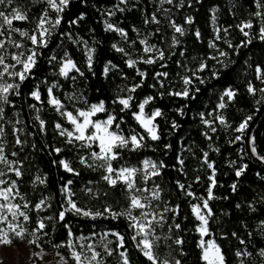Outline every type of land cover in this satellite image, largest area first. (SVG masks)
Segmentation results:
<instances>
[{
	"label": "trees",
	"instance_id": "1",
	"mask_svg": "<svg viewBox=\"0 0 264 264\" xmlns=\"http://www.w3.org/2000/svg\"><path fill=\"white\" fill-rule=\"evenodd\" d=\"M179 5L180 0H173L171 4L166 0H71L60 14L63 17L61 24L47 37L46 47L32 45L18 32L9 36L5 31L0 37L9 53L21 51L9 44V39L21 42L25 54L33 49L37 53L36 66L25 81L20 82L7 74L3 77V81L20 83V87L16 90L18 95L10 91V102L0 105L4 108L3 119H0L4 134L0 136V142L8 159L17 162L11 167H20L23 173L18 177L14 171H9V166L0 164V171L6 173L0 179L16 182L14 195L15 192L19 194L12 203L27 204L22 209L30 217L29 221L23 222L25 227L35 229L40 219L46 224V228L37 233L41 237L39 244L30 245L34 253L40 250L60 253L69 263L76 264L71 258L68 242H73L78 251L81 245L86 250L88 244H95L103 264H119L118 252L123 249H117L118 241L114 235L119 232L125 237L124 247L131 264H151L131 240L133 231L125 217L113 219L105 213L92 218L70 211L65 213L63 220L59 218V213L68 207L62 188L69 180L72 184L68 187L74 193L72 199L77 206L92 212H103L109 205L113 210L121 211L128 207L129 201L122 182L111 186L102 179L106 174L103 169H91L80 163L81 156L91 163L90 151H99L97 146L81 148L80 142L69 144L67 137L59 134L62 129L72 131L74 126L49 102L48 89L51 88L52 96L64 105L61 111L76 114V109L87 107L83 100L89 105L104 101L108 111L98 113L95 119H106L109 113L113 114L120 128L117 130L113 126L112 130L125 136L134 133L144 136V147L135 151L120 150V158L113 161L114 168H143L145 159L165 165L159 169V175L146 182L141 173L136 176L140 188L159 186L160 198L152 202L153 208L158 205L160 211L164 207L170 209L165 213L166 222L156 232L161 236L156 248L161 260L174 257L181 264H206L199 246L198 225L201 222L193 213L192 205L208 199L210 177L214 176L207 239L214 240L220 247L225 264H240L241 259L244 264H264V257L259 255V250L264 249V225L261 224L264 222V161L251 151L254 144L257 153L264 155V99L259 91L255 94L248 91L249 83L256 89L264 88V82L257 79L256 73L257 67L264 70V40L260 39V28L264 26V0H184L183 7ZM12 7L20 8L28 16L25 21H14L13 27L30 34L36 29L41 14L48 9L45 0H13L11 5H0V11L7 13ZM109 12L113 14L108 15ZM257 12L261 15L257 16ZM48 14L52 20L57 15L51 9ZM81 14L83 19L78 23H69ZM153 14L158 23L153 22ZM188 17L192 18L191 24L186 23ZM170 21L182 25L184 34L176 33ZM249 21L252 27L244 29L249 33L246 37L240 29ZM107 23L114 28L107 29ZM117 27L125 31L126 37L115 31ZM173 36L177 40L175 44ZM213 43L215 47H210ZM152 46L164 52L163 60L156 51H144L145 47ZM120 48L124 51L117 50ZM89 49L93 50L91 66L88 64ZM220 51L228 55L220 56ZM149 58L154 63H145ZM66 59H71L76 67L65 76L60 69ZM128 60L135 64L129 66ZM6 63L15 62L9 55ZM201 63L207 67L201 70ZM20 67L17 65L10 71L20 70ZM214 72L217 73L215 77ZM162 73L167 75H158ZM184 77H191L192 83L184 85ZM137 84L141 86L134 92L128 91ZM185 88L189 91L188 97L170 94ZM229 88L236 92L235 98L225 96L221 100ZM33 91H39V100L31 96ZM129 95L132 97L129 108L122 111L121 104L113 103L118 97ZM148 97L154 99L145 105L146 115L150 116L157 109L162 113L155 118L160 137L155 141L133 115L139 112V104ZM220 103L225 107L220 108ZM249 116L252 119L244 132L235 131ZM220 117L225 123L220 122ZM40 120L45 122L43 127ZM57 124L61 125L60 129ZM17 136L23 143H16ZM237 136L242 138L236 140ZM55 148L62 151L56 153ZM13 152L17 155L13 156ZM204 153H207V161ZM61 160L69 162L79 175L67 172L59 163ZM242 165L247 168L237 177L236 170ZM37 176L45 179V183L36 181ZM234 183L235 191L232 189ZM180 184L185 186L184 189L179 187ZM86 188H91L92 194L87 193ZM41 199L46 203L37 210L35 205ZM133 214L138 215L139 210H134ZM175 224H179L180 229L177 230ZM169 225H173L171 232ZM45 232L47 235H43ZM105 233H108L107 240L112 242L110 247L116 249L111 256L98 243ZM164 236L172 239L165 241ZM176 238L182 239L183 244L176 245L173 242ZM25 243L27 240H14L12 245ZM58 244L63 246H53ZM238 250L252 255L237 257ZM31 261L56 264L55 261L45 263L38 256H33Z\"/></svg>",
	"mask_w": 264,
	"mask_h": 264
},
{
	"label": "snow or ice",
	"instance_id": "2",
	"mask_svg": "<svg viewBox=\"0 0 264 264\" xmlns=\"http://www.w3.org/2000/svg\"><path fill=\"white\" fill-rule=\"evenodd\" d=\"M48 5V9L54 10L57 14L55 19L52 20L49 17L48 9H45L44 12L41 14L37 21L36 29L30 34L27 30H21L19 28L13 27L14 21H25L28 19V16L25 12H23L20 8L12 7L9 12L0 11V37H3L5 31H8L9 36L12 32H18L22 37H26L32 45L37 46H47L48 40L47 37L51 34L52 29L56 28L61 24L63 17L60 15L65 11V9L69 6L71 0H45ZM126 2V0H123ZM167 3H173V0H166ZM184 0H180V5L183 7ZM7 3L11 5L13 0H0V5H4ZM167 11V10H166ZM215 11V9H213ZM112 12H109L108 15H112ZM257 16H260L261 13L257 12ZM79 19H83V14L75 20L69 21L70 24L78 23ZM153 22L158 23L159 21L156 20L155 14H153ZM215 19V17H213ZM147 22V21H146ZM171 26L174 28L176 33L181 35L184 34L185 28L182 25L175 24L174 21H170ZM186 23L191 24L192 18L188 17L186 19ZM46 25H51V27H46ZM107 29L111 30L114 28V25L111 23L106 24ZM251 22H247L243 24L241 27V31L243 32L244 36H248L249 33L244 31L245 28H251ZM115 31L119 32L122 36L126 37V33L121 28H115ZM224 31H227L225 29ZM38 33V35H37ZM199 36V32L196 33ZM219 39V37H217ZM260 39L264 40V26L260 28ZM144 43V41H141ZM177 42L176 37L173 36V43ZM251 41L249 40L248 43ZM9 44H11L16 49H21V51L9 53L5 48V43L3 39H0V66H2V70H0V105L4 103H9V93L14 92L15 94H19L18 90L20 87V83H11L7 81H3V77L7 74L9 77L18 78L20 82L25 81L29 74L31 73L32 69L36 66V51L30 50L28 54H25L23 50V44L21 42H17L15 40L9 39ZM231 46V45H230ZM113 47H116L113 45ZM210 47H215V44H210ZM118 51L123 52L124 49L120 48L117 49ZM92 51L91 49L88 50V64L91 66L92 63ZM145 52H152L156 51L158 53L159 59H164V52L160 49H156L155 46L152 47H145ZM11 56V60L15 63H6L8 56ZM220 56H227L226 52L220 51ZM216 59V57H213ZM145 63L151 64L154 63L152 58H149L145 61ZM221 63L222 66L227 67V65H223L222 61H218ZM135 64V61L128 60V65L132 66ZM17 65H20V70L10 71V69H16ZM76 65L73 63L71 59H66L63 66L60 69V72L63 75H67L68 71L72 68H75ZM207 67L205 63L200 64V69H204ZM79 71V69H77ZM108 71V68H105V72ZM257 79H260L264 82V70L260 67L256 68ZM144 73H141L143 76ZM158 75L166 76L167 73H162ZM217 75L216 72L213 73L215 77ZM203 83V81H201ZM184 85H189L192 83L191 77H184L183 78ZM140 84L129 88V92H134L136 88L140 87ZM199 91V89H196ZM248 91L251 94H255L259 91L262 94V99H264V88L256 89L254 86L249 83L248 84ZM49 96H50V103L54 105L57 111H60V114L66 116V118L70 121V123L74 126V131H68L67 129H62L60 131L61 136L67 137V142L69 144L73 143L74 141L80 142L81 148L92 149L93 145L97 146L99 151L92 150L90 151V159L91 163L88 162V158L81 156L80 163L82 165L87 166L88 168L95 169L100 168L105 171V175L102 176V179L108 182L111 186H116L118 182H122L125 186V190L127 192V199L129 201L128 207L121 211H115L109 205L106 206L104 211H96L92 212L91 209L81 208L77 206V203L72 199L74 193H72L71 189L68 185L72 184V181H67L66 185L62 188V191L66 193L67 196V204L68 207L59 213V218L61 220L64 219L65 213L74 211L77 214H81L83 216H88L92 218L100 217L107 213L111 218L118 219L120 217H125L129 221V228L132 229L133 235L131 236V240L135 242V247L140 250L144 257L147 258L151 264H181L180 260L175 259L174 257L171 259L165 258L161 260L159 255L156 252V248L158 246L159 241L161 240V236L157 235V228L163 226L166 222L165 213L170 211L168 207H164L162 211L158 210L159 206L157 205L156 208H153L152 202L154 200H159L160 192L159 186H155L152 189L148 188H140L136 184V176L138 173L142 174V180L147 181L150 177H155L160 174L159 169L165 167L163 162L157 164L156 162L149 161L145 159L143 161V168H137L132 166H120L119 168L113 167V161H116L120 158V150L122 149H129L131 151L138 150L145 145L142 143L144 140L143 135L139 134H131L129 136H125L122 132L117 131L120 128V124L117 123V118L113 114H108L106 119H93L98 113H106L108 110L105 106L104 101H100L98 103L88 104L87 100H83L84 104L87 105L86 108H80L75 110V115L72 111H61L64 107L61 101L56 99L52 96V89H48ZM174 94L176 96H183L188 97L189 91L185 88L183 91H178ZM236 92L229 88L227 89L223 95L221 96V100L224 97H228L229 99H234ZM31 96L34 97L36 100L40 99L39 91L31 92ZM80 99H83L82 97ZM153 97L146 98L142 103L139 104V112L134 113L133 115L139 121V123L146 129L150 138L155 141L158 140L160 137L157 134V125L154 124V120L156 117L162 115L161 111L157 109L154 111L150 116H146L144 109L145 105H147ZM132 100L131 95L127 96L126 98L118 97L117 101H113V103L118 102L121 104L122 111L130 107V101ZM259 103V101H257ZM220 108H224L225 104L220 103ZM4 108L0 106V119H3ZM82 118V119H81ZM39 120V117H37ZM252 119L251 116L245 118L239 126L235 129V131L243 133L244 130L247 128L248 122ZM220 122L223 124L225 120L223 117H220ZM44 121L40 120V125L43 127ZM205 123H208L205 121ZM113 126L115 129L112 130ZM56 127L58 129L61 128V125L57 124ZM173 127H175V122H173ZM215 131V128L212 129ZM4 134V127L0 125V136ZM242 137L237 136L235 139L240 140ZM16 143L21 144L23 143L20 138L17 136ZM251 143V141H250ZM166 147H170L167 145ZM54 151L59 153L62 151L60 148H55ZM251 151L253 154L258 156L260 161H264V155H259L257 153L256 147L252 146ZM13 156H16L17 153L13 152ZM205 161H207V153H204ZM16 161L9 160L8 157L5 155L4 147L2 146V142H0V164L9 166V171H14L16 176H22V172L20 167H11V165L16 164ZM61 166L69 173H73L75 175H79L78 172L70 165L69 162L65 160H61L59 162ZM180 163L183 164V160H180ZM212 167L211 164L208 165ZM247 165H242L240 168L236 170V176L240 177L244 171L246 170ZM6 173L0 171V177L5 176ZM199 179V178H197ZM36 181L43 184L45 183V179L37 176ZM9 184L8 187H0V247H7L13 244L14 240L25 241L29 245L39 244V240L41 237L37 235V233L42 232L46 228V224L44 219H40L37 221V227L35 229L29 230L27 227L24 226L23 222H27L30 220L28 214L23 211V208L27 207V204H20V203H12V200L15 199V195H18V192L14 190L16 187L15 181H6L4 179H0V185ZM215 186V179L214 176L210 177V187L208 189V199H203L202 205L201 204H194L192 205V211L195 214L196 218L201 222L198 225V231L201 233L202 236H206L209 234L208 223L209 217L212 215V210L209 207V199L213 198L212 194V187ZM179 187L184 189V185L180 184ZM233 191L236 190V184L232 185ZM85 191L89 194H92L91 188H86ZM191 195V193H189ZM21 199H23L21 197ZM46 203V200L41 199L39 203L35 205L37 210H40ZM178 207V206H177ZM134 210H139L138 215H134ZM172 211L175 212L173 209ZM11 216V219L9 218ZM22 218V219H21ZM48 220H51L52 217H47ZM264 225V222H261ZM173 225H169V232H171ZM174 227L178 230L180 229L179 224H175ZM43 235H47V233H43ZM108 233H105L101 236L99 246L103 248L104 252L111 256L113 255L116 249L110 247L111 241L107 240ZM117 238V249H123V251H119L118 255L120 257L119 264H131V261L128 256L127 249L124 247L125 237L121 235L119 232L114 233ZM235 236L236 234L233 233ZM163 239L165 241L172 239L171 236H164ZM176 245L183 244V240L180 238H176L173 241ZM241 243H244L242 240ZM54 247H62L63 245H53ZM202 249V259L206 262V264H225V257L222 253L220 247L215 243L214 240H208L207 242L201 239L200 245ZM67 247L72 249L70 255L71 258L76 262V264H103V260L101 258V253L96 251L95 244H88L86 246V250L84 245H81V250H76V245L69 241ZM33 256H39L41 259L43 258L42 253H33ZM59 255V253H57ZM252 254L247 251H237V257H244V256H251ZM259 255L264 257V249L259 250ZM0 264H3V260L0 259ZM59 264H67V259L61 257V261ZM240 264H244L243 259H241Z\"/></svg>",
	"mask_w": 264,
	"mask_h": 264
},
{
	"label": "rangeland",
	"instance_id": "3",
	"mask_svg": "<svg viewBox=\"0 0 264 264\" xmlns=\"http://www.w3.org/2000/svg\"><path fill=\"white\" fill-rule=\"evenodd\" d=\"M73 69L74 68L70 69L68 71V74ZM145 115H146V113H145ZM93 119H95V118L93 117ZM154 124L156 125L155 120H154ZM72 131H74V128ZM0 187H2V185H0ZM199 204L202 205V202ZM207 236L208 235H206V236L201 235V239H203L206 242L208 240H212V239H207ZM38 252L42 253V255H43L42 259L38 256L39 259L45 263H50L51 261H55L56 264H59V262L61 261V257L65 258L60 253H59V255H57V253L54 254L52 252L44 251V250H40ZM33 253L34 252L28 243H25L23 245H11V246H7V247H0V259L3 260V264H36L35 262L31 261V259L33 257V255H32ZM67 264H71V263H69V261L67 260Z\"/></svg>",
	"mask_w": 264,
	"mask_h": 264
}]
</instances>
